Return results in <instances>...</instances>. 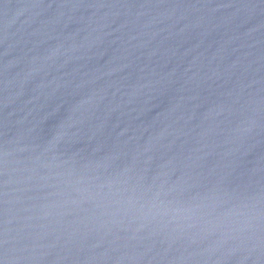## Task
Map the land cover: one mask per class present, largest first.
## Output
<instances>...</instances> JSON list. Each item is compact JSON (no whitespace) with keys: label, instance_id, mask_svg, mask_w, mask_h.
Returning <instances> with one entry per match:
<instances>
[{"label":"water","instance_id":"95a60500","mask_svg":"<svg viewBox=\"0 0 264 264\" xmlns=\"http://www.w3.org/2000/svg\"><path fill=\"white\" fill-rule=\"evenodd\" d=\"M0 264H264L232 0H0Z\"/></svg>","mask_w":264,"mask_h":264}]
</instances>
